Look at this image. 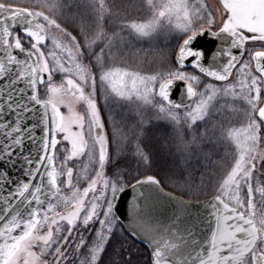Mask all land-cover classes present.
<instances>
[{
  "label": "snow or ice",
  "instance_id": "obj_1",
  "mask_svg": "<svg viewBox=\"0 0 264 264\" xmlns=\"http://www.w3.org/2000/svg\"><path fill=\"white\" fill-rule=\"evenodd\" d=\"M0 264H264V0H0Z\"/></svg>",
  "mask_w": 264,
  "mask_h": 264
},
{
  "label": "rangeland",
  "instance_id": "obj_2",
  "mask_svg": "<svg viewBox=\"0 0 264 264\" xmlns=\"http://www.w3.org/2000/svg\"><path fill=\"white\" fill-rule=\"evenodd\" d=\"M215 1L216 0H207V3L210 6L215 7V5H216ZM21 2H24V0H21ZM116 3L117 4H124V3H127V0H116ZM163 44H164V41H163V38H161L160 46L162 47ZM136 47L137 48L148 49L149 51L147 53H142V55H146L148 58L152 57L153 54H152V52L150 50L149 43H147V42L138 43L136 45ZM129 62L132 63L133 61L130 60ZM144 66L145 67L149 66L147 61L145 62ZM102 103H103V101H101V104ZM162 128L163 127H157V126L148 127L146 129V132H145V142L148 143L149 146L152 147L153 150L157 151V153H158L157 157H156V163L154 164V166H158V163H160V160H161V162H164L166 160L167 144L165 143V136L169 133V130H168V132H164ZM165 181L170 183V184H172V180L168 179L166 177V175H165ZM185 190H187V189H185ZM187 192H190V193H192L194 195V196L186 197V198H189V199H202V198L205 199L207 197L206 190H203V189H201V190L193 189L192 191H188L187 190ZM202 195H203V197H202Z\"/></svg>",
  "mask_w": 264,
  "mask_h": 264
},
{
  "label": "trees",
  "instance_id": "obj_3",
  "mask_svg": "<svg viewBox=\"0 0 264 264\" xmlns=\"http://www.w3.org/2000/svg\"><path fill=\"white\" fill-rule=\"evenodd\" d=\"M163 129V131L164 132H168V130L167 129H165V128H162ZM166 161V160H165ZM165 161L164 162H161V160H160V163H158V166H154L153 167V170L154 171H157V172H159V174H160V178L161 179H163V180H165V173L167 172V168H166V166H165ZM166 182V181H165ZM166 185H167V187H166V189H168V190H171V191H173L174 193H178V194H180V195H182V196H185V197H188V196H194L192 193H190V192H187V190H182V189H180V188H177V187H174V186H172V184H170V183H168V182H166ZM201 197V196H200ZM202 197H203V195H202ZM138 247L140 248V250L143 252V250H144V247L141 245V244H139L138 243ZM134 259H136V260H138V261H143V259H144V256H136V257H134Z\"/></svg>",
  "mask_w": 264,
  "mask_h": 264
},
{
  "label": "water",
  "instance_id": "obj_4",
  "mask_svg": "<svg viewBox=\"0 0 264 264\" xmlns=\"http://www.w3.org/2000/svg\"><path fill=\"white\" fill-rule=\"evenodd\" d=\"M166 191L172 192L168 189H166ZM174 194L178 197H181L186 202V204L188 205L187 208H180L179 209L182 213H189L193 217H195L199 214H202L205 211V206L203 204V201H205L207 199V197L205 199L204 198H202V199H189V198L183 197L182 195H179L176 193H174ZM139 244H141L145 248V246L142 243H139Z\"/></svg>",
  "mask_w": 264,
  "mask_h": 264
},
{
  "label": "flooded vegetation",
  "instance_id": "obj_5",
  "mask_svg": "<svg viewBox=\"0 0 264 264\" xmlns=\"http://www.w3.org/2000/svg\"><path fill=\"white\" fill-rule=\"evenodd\" d=\"M218 0L215 1V3L217 4ZM107 117V113H105V118Z\"/></svg>",
  "mask_w": 264,
  "mask_h": 264
}]
</instances>
